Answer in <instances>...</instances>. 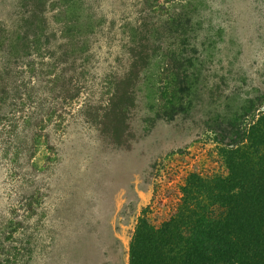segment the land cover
Listing matches in <instances>:
<instances>
[{
	"label": "rangeland",
	"instance_id": "1",
	"mask_svg": "<svg viewBox=\"0 0 264 264\" xmlns=\"http://www.w3.org/2000/svg\"><path fill=\"white\" fill-rule=\"evenodd\" d=\"M29 3L0 0L18 54L0 48V264H127L139 218L160 226L191 174L226 172L210 127L264 88V0H47L35 17ZM140 22L152 56L125 149L86 108Z\"/></svg>",
	"mask_w": 264,
	"mask_h": 264
},
{
	"label": "trees",
	"instance_id": "2",
	"mask_svg": "<svg viewBox=\"0 0 264 264\" xmlns=\"http://www.w3.org/2000/svg\"><path fill=\"white\" fill-rule=\"evenodd\" d=\"M28 1L33 17L47 2ZM140 23L126 44L127 68L114 79L104 102L86 108L102 139L125 149L134 140L129 119L136 107L137 83L152 56L148 24ZM3 37L0 48L5 45L7 50L10 37L4 31ZM12 49L7 55H18ZM69 83L63 88L66 94ZM7 87L0 83V93L6 94ZM258 92L210 127L222 145L226 172L207 178L191 174L182 201L160 226L139 218L127 264H264V88Z\"/></svg>",
	"mask_w": 264,
	"mask_h": 264
}]
</instances>
